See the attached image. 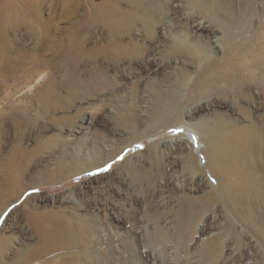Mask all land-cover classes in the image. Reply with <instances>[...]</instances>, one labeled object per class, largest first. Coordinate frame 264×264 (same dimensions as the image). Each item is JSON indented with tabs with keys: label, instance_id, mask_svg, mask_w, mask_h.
I'll return each mask as SVG.
<instances>
[{
	"label": "bare ground",
	"instance_id": "1",
	"mask_svg": "<svg viewBox=\"0 0 264 264\" xmlns=\"http://www.w3.org/2000/svg\"><path fill=\"white\" fill-rule=\"evenodd\" d=\"M83 1L91 16L81 20V24L84 28L100 26L104 43L89 50L78 37L58 38L60 61L77 69L85 61L96 63L98 54L108 60H123L134 53L137 59L147 45L145 75L153 79L155 98L146 112V126L141 128L136 105L116 102L118 126L112 129V151L105 159L102 152L109 138L93 133L98 130L95 109L76 124L75 120L55 117L61 109L63 112L70 109V99H49L46 92L40 99H0V219L24 192L14 200L9 197L15 191L10 187L14 174L5 168V162L12 164L16 152L6 159L5 135L11 131L21 135L15 149L20 155L27 139L25 132H45L54 124L64 128L69 125L66 129L84 135L82 145L88 146L86 150L78 147L74 154L77 160L83 155L91 158L81 170L101 166L127 147H137L149 139V159L161 164L163 158H169L172 165L188 171L192 182L195 178L197 185L190 182L191 187L188 183L182 187L185 194L172 217V234L160 225L157 214L146 220L154 241L184 246L182 264H264V0ZM43 2L0 0V67L10 52L8 29L18 32L25 25L27 32L36 33L43 22ZM52 3V17L59 12L57 3L63 5L61 9L65 12L70 9V0ZM179 60L185 65L169 84L161 83L157 71ZM90 79L91 84L100 86H105L107 80L102 71ZM77 85L71 81L72 93ZM34 86L31 84L30 88ZM49 91L51 96L50 87ZM66 116L69 114H62ZM178 129L187 130L185 136L177 134ZM164 133L170 134L167 140L161 139ZM117 136L128 137L124 147L115 145ZM135 157L133 154L129 157L126 167L139 185L141 175L138 165L133 163L137 164L140 158ZM211 179L216 182L205 196L188 193L201 190V185ZM220 207L223 222L219 219ZM36 213L29 211L27 215L38 238L22 260L12 263L4 260L6 239L0 231V264H88L89 261L73 257L71 232L76 226L71 220L54 217L51 222L48 220L51 226L47 227L48 215L45 218ZM138 213L135 210L134 216ZM111 214L112 211L106 212L107 216ZM113 225L115 239L107 237L105 243L109 239L116 241L115 251H119L120 257L117 254L116 261H94L95 264H163L164 257L149 251L148 244L137 247L136 240L142 234L131 220L119 217ZM199 237L195 251H191V245ZM249 253L254 254L253 259L243 263L241 259Z\"/></svg>",
	"mask_w": 264,
	"mask_h": 264
},
{
	"label": "rangeland",
	"instance_id": "2",
	"mask_svg": "<svg viewBox=\"0 0 264 264\" xmlns=\"http://www.w3.org/2000/svg\"><path fill=\"white\" fill-rule=\"evenodd\" d=\"M44 1L43 24H40L36 33L27 32L25 25L21 26L18 32L8 29L9 34H7L11 37L10 52L3 62L4 65L0 67V99H40L45 92L49 94V99H70V109L66 110L67 112L61 109L55 117L72 119L76 124L84 115H87L88 111L96 110L93 115L98 117L96 123L98 130H93V133L98 132L104 139L109 138L102 152L103 157L107 159L112 151L110 144L113 143V139L110 141L112 131L118 126L116 102L121 100L123 103L136 105L140 113L141 128L144 129L146 126V112L155 98L153 79L145 75V57L149 48L144 45L137 59H134L137 57L134 53L123 60H108L102 54H98L96 63L85 61L81 67L74 69L71 64L60 61L57 48L60 49L61 45L57 41L58 38L78 37L85 43V48L93 50L104 43L103 30L97 25H89L88 28L82 26L81 20L91 16V11L83 0H70L68 13L61 9L62 4L57 3L59 12L54 17L51 11L54 0ZM185 63L179 60L159 69L157 75L161 83L169 84L171 78ZM101 71L107 78L105 86L91 84L90 78ZM71 81L74 85L78 83L74 93L71 92L73 87ZM31 84L35 86L30 88ZM49 87L53 90L51 96ZM62 114L63 116L69 114L71 117L65 118ZM49 120L52 121V119ZM67 127L54 124L45 132L36 133L33 130L25 132L27 139L24 140V152L20 155L15 149L21 135H14L12 131L8 136L5 135L6 159H9L11 155L14 156L16 152L15 163L6 165L5 162V168L8 167L7 170H11L14 174L10 187L15 191L10 192L9 197L14 200L19 193L24 192L18 203L7 212L4 218L0 219L1 237L6 239L3 247L4 260L10 263L22 260L23 255L32 250L38 235L31 226L27 213L34 211L37 212L36 214L45 215V218L48 215L47 227L51 226L49 221L51 222L54 217L66 218L71 220L72 224L74 223L76 228L70 232L73 257L76 260L89 261L88 264L103 260L116 261L117 254L119 257L120 255L118 250L115 251L116 241H112L115 239L113 224L119 217H125L140 228L142 236L136 240L137 247L141 248L148 244L149 251L164 257L163 264H182V258L185 257L184 246L182 244L173 246L171 242L161 240L154 241L152 228L146 225V220L151 214H157L160 217V225L168 228L167 230L172 234V217L181 206L180 203L185 194L182 187L188 184L189 187L191 184L197 185L195 178L192 182L188 171L181 166L172 165L169 158H163L161 164L149 159L148 156L151 154L148 150L149 139H144L139 144L143 147L129 146L105 164L94 169L81 170L80 167L91 159L89 155H83L78 160L74 158L76 149L78 150L80 146L84 147L82 145L84 135L69 132ZM186 133L187 130L183 129L177 134L185 136ZM126 137L117 136L114 139L115 145L124 147L128 140ZM169 137L170 134L164 133L161 139L167 140ZM87 148L88 146H85L83 150ZM132 154L136 155L135 160L140 158L137 164L134 161L131 162L138 165L136 168L141 175L140 181L137 182L139 185H136L129 176L128 167H126ZM120 156H123V159H118ZM108 165L111 167L107 171H100ZM213 180L215 179L202 184L201 190H188V193L197 197L205 196L215 184ZM35 188L40 190L34 191ZM136 199H141V203H138ZM135 210L139 211L137 216H134ZM107 211H112L111 216L106 215ZM219 213L222 214V218L219 219L224 221V212L221 207ZM109 223H111L110 226ZM82 224H84L83 229ZM107 237H112V240L109 239V242L105 243ZM123 237L125 238L124 235ZM199 239L200 237L193 242L191 251H195ZM253 257L254 254L249 253L241 261L250 262Z\"/></svg>",
	"mask_w": 264,
	"mask_h": 264
},
{
	"label": "snow or ice",
	"instance_id": "3",
	"mask_svg": "<svg viewBox=\"0 0 264 264\" xmlns=\"http://www.w3.org/2000/svg\"><path fill=\"white\" fill-rule=\"evenodd\" d=\"M175 131H180V132H182L183 129H178V130H175ZM193 139H195V137H193ZM137 147H143V146H142V145H138ZM118 159H123V156L118 157ZM110 167H111V165H108L107 168L100 169V171H107L108 168H110ZM215 182H216V181L213 180V183H215ZM33 190H34V191H39L40 189H39V188H35V189H33Z\"/></svg>",
	"mask_w": 264,
	"mask_h": 264
}]
</instances>
